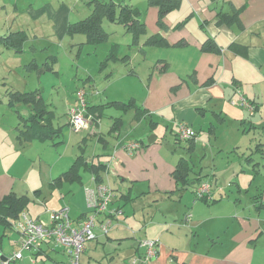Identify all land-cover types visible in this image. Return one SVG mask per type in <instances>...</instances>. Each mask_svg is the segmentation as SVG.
Instances as JSON below:
<instances>
[{
    "label": "crops",
    "instance_id": "crops-1",
    "mask_svg": "<svg viewBox=\"0 0 264 264\" xmlns=\"http://www.w3.org/2000/svg\"><path fill=\"white\" fill-rule=\"evenodd\" d=\"M112 1L136 9L139 12L138 19L145 22L141 17L140 7L132 0ZM83 3L86 4L82 5ZM145 4L148 5V0ZM93 5L92 0L86 2L27 0L22 8H19V0H3L2 6L11 7V14L15 17L20 14V17L12 21L7 33L0 32V36L18 31H23L27 36L19 53L8 50L11 54L7 55V69L8 71L16 69L17 76L29 74L27 79L23 77L24 84L18 81L22 83L20 87L24 88L7 86L4 82L3 85L6 87L4 98L8 91L28 92L33 89L31 87H35V91L42 97L40 92L43 91L44 86L41 80L47 72H53V62L55 58L58 59L52 54L49 43L62 40L66 36L75 39L74 35H77L82 36L80 38L83 40L80 41L84 42L79 45H85L84 34L68 35L67 28L69 24L86 18L91 13ZM183 6L188 11V15L179 16L182 17L179 21L181 22L179 29L158 31L149 35L159 34L169 45L166 48L149 47V53L155 54L152 58L154 63L147 61L148 47L140 43L145 36L134 40L124 26L106 21L124 28L123 31L130 37L131 41L128 43L132 48H129L130 53L118 55L115 52L118 53L121 45L112 42L105 50L107 52L103 51V56L96 59L98 72L102 73L108 69L109 62L121 61L124 66L128 64L129 68H118L112 72L109 69L103 73L101 80L105 89L104 99L107 101H102L100 97L103 93L94 90L91 83L86 87L84 93L89 107L87 115L91 118L93 116L94 120H89L83 129L102 145L100 151L94 149L93 156L86 159L88 163L93 161L105 163L103 181L113 190L111 207L120 209L122 215L112 220L106 235L95 230L97 238L84 244L85 249L80 256V264H106L102 256L109 257L111 262L119 251L120 260L116 264H264V137L262 140L259 139L260 135H264V0H190ZM184 7L181 1L176 10L182 11ZM242 7L245 8L238 15L241 27L235 22L220 23L221 18L224 21ZM151 8H154L151 9V13L156 22L158 9L152 6ZM171 13L174 12L168 13L164 18ZM164 18L165 26L173 28L174 24ZM150 20L152 21V18ZM189 20L194 21V32L185 29ZM41 22H44L42 27ZM103 30L106 34L105 41L90 44L91 47L108 42L111 34L105 28ZM208 41L215 45V49L211 45V49L214 50L202 51V47ZM178 43H182L183 46L175 47L174 45ZM0 46L2 47L1 44ZM112 53L117 55L116 59L101 65ZM11 58L15 62L14 67L10 63ZM114 84L125 86L124 94L128 93L127 97H129L126 101L121 102L116 98V95L122 94L123 91H112ZM237 91L253 105L252 112L245 107L232 104L239 99ZM73 96L76 103L75 94ZM3 100L0 97V104L4 103ZM130 101H133L134 108H129L125 112L120 105H110ZM23 107L30 110L26 105L16 104L14 112L25 117L19 113V109ZM101 108L110 110L106 118ZM128 121L130 126L135 124L133 132L125 130ZM161 121L164 122L166 131L171 127L170 132L173 137H176L178 123L189 125L196 133L192 150L190 151L189 144L184 142L185 146L180 151L173 152V148H170L173 153L164 158L161 141L167 134L166 132L162 134L159 129ZM113 123L119 124L115 132H112ZM21 124L15 128L11 127L15 135H10L5 123L0 127L2 137L0 138V198L10 191L29 195V187L24 194L19 183L22 178H28L33 168L27 167L23 170L24 173L15 174L12 169L20 160L14 155L6 161L7 155L19 149L27 152L37 146L34 145L35 142L37 144L51 142L27 141L20 133L23 130ZM139 129H143L142 137L146 135L145 130L148 131L150 140L147 143L135 133ZM250 134L253 135L251 136L253 142L241 144ZM226 135L234 137L235 142L232 143L234 147L240 148L245 145V151L250 150V153L253 151L257 153L259 151L257 146L261 144L262 151L257 154L262 156V159L256 161L252 157V160L248 161L247 156L243 154L244 162L239 159L237 163L229 160L228 157L224 160V153L230 147L217 146L216 155L209 158L215 163L220 157L222 165L209 163L205 157L202 161L209 164L206 170L198 172L201 173V179L197 184L192 181L188 186L178 187L172 172L181 155L188 154V159L191 161L196 148L206 153L207 148L203 147L204 143H210L211 140ZM160 137H162L161 141ZM157 141L159 143H156ZM128 142L139 143L138 150L133 154L123 149L124 144ZM254 142L256 145L252 147ZM247 170L250 171L249 180L242 179L241 183L236 182L243 176L247 177L244 174ZM253 172L261 179L260 183L256 182L255 185L253 181L256 176ZM50 179L52 176L49 177ZM82 181L85 179L82 178ZM86 181L91 187L94 185L91 174ZM203 181L210 184L212 202L205 203L196 200L194 196V188ZM68 185L70 193L73 184ZM36 187L37 183L33 186L34 195L37 197L41 195V190ZM228 187L234 190L229 192ZM250 187L252 193L249 192ZM59 190L55 191V196L63 198ZM79 191L84 193L83 199L86 203L84 190ZM248 192L250 193L248 199L241 196ZM232 193L237 195H230ZM47 205L49 209L45 208L44 212L49 216L48 219L52 211L64 207L59 202V197L52 198ZM65 207L68 208L69 218L74 223L81 221L88 212L87 203V210L82 206L79 212L70 211L68 206ZM71 212L74 218H71ZM27 213L35 220H40L42 215L44 216V214L32 215L29 206ZM186 214H190L191 217L183 222ZM11 231L16 235L10 233L9 229H2L1 234L7 237V242L4 245V238L2 239L0 264L18 249V235L14 227H11ZM145 239L157 241L156 259L147 263H143L145 252L140 244ZM98 255H101V258H97ZM47 260L53 261L54 264H62L66 259L60 251L48 248V252L39 254L35 258L33 252L23 251L22 259L14 263L46 264Z\"/></svg>",
    "mask_w": 264,
    "mask_h": 264
},
{
    "label": "rangeland",
    "instance_id": "rangeland-1",
    "mask_svg": "<svg viewBox=\"0 0 264 264\" xmlns=\"http://www.w3.org/2000/svg\"><path fill=\"white\" fill-rule=\"evenodd\" d=\"M26 1L27 0H19L18 7L22 8V5ZM54 1L56 2V0ZM72 1L74 2V0ZM86 1L87 0H84V2ZM145 1L146 0H132L134 4L140 7L141 17L144 18L146 22L145 29L147 32H146V35H144L145 39L144 38L141 39V42H140L141 44L147 39V37L150 34H153V32H158V31L166 32V31H169L170 29L172 31H175L179 29V27L177 26L181 24V22L179 21L182 18L179 16L183 14V16L187 17L188 15V11L185 10V7L183 5H185V3L189 2L190 0H180L182 1V7H184L183 10L182 11L174 10L172 11L174 13H171L166 18H164L166 20L171 21L174 24L173 28L166 27L164 24V20L160 21L157 18L155 22V17H153L151 13L152 11L151 9H154V8H151V6L145 4ZM34 2H36V0H34ZM2 4H3V0H0V32L7 33V28L10 26L12 21H14V19H18L20 17V14H18L16 17L15 15L13 16L11 14V7L6 8V7H3ZM84 4L86 3H83L82 5ZM150 18H152V21L150 20ZM26 19L28 20L27 17ZM42 24H44V22L40 23L41 27H42ZM103 28H105L107 32L111 34L110 39L108 40V42L100 44L97 47H91L90 45H79L81 42L82 43L84 42L80 41V40H83L82 38H80L82 36L79 37L77 35H74L75 39H73V37L66 36L62 40H56V41L54 40L49 43V48L52 54H55L54 56H57L58 59L55 58V61L53 62V69H52L53 72L49 71L47 72L45 76H43L41 82L44 88H43V91L40 92V94L42 95L43 101L46 105V110L52 112L53 114L51 119H49V123L51 124V127L54 129H60L61 131L60 132L61 136L59 137V139L55 141H61L62 144L54 145L53 144L54 142L53 143L48 142L49 144H46V142L43 144H37V142H35L34 145H37V146H35L33 149L28 150V151L26 150L27 152H25L19 149V147H17V149L19 150L14 152L13 154L7 155V158L5 159L6 161H9L10 158H13L15 155V158L19 159L20 162L23 163V164H20L19 162L15 167H13L12 171L15 174L24 173L23 170L26 169L27 167L33 168L32 171L28 174V178L27 177L22 178L19 185L21 186V189L23 190L24 194L27 190V187H29L28 197L30 198V201H31L29 204L30 213L32 215L44 214V216L42 215L41 219L39 220L41 222H47L49 220L48 219L49 216L44 212V209L45 208L49 209L47 202H49V200H51L52 198L54 199V198L59 197V202H61L64 205V207L68 206L70 211L74 210L75 212H79L82 206H84L85 210H87L85 200L83 199L84 193L79 191L80 189H82L85 192L86 189H89L91 187L90 185H88V181H86L90 177V174L87 173V171L85 172L81 171V176L82 178L85 179V181H82L81 184H78V183L73 184L72 190L70 193L68 192L69 185L67 183L63 184L64 186L62 185L63 188L60 190L59 188L53 189L50 186V184L53 181V179H55L59 174H61V172H66V170H68L71 167V165L74 163L76 156L79 153L82 154L84 157L89 158L93 156L94 149H97V151H100L102 147L101 144H98L97 139L89 135V133L84 131V129L80 130L79 132H75L70 126L67 125L68 124L67 113L71 108L77 105V102L74 103V96H73L75 94V100H76L77 89L79 91H84L86 90V87L91 83L94 90L100 93H103L101 94V97H100L102 101L103 102L107 101L106 99H104L105 89L103 86L104 83L101 80V78H103L104 76L103 73L107 72L109 69L112 72L113 70L116 71L118 68H121V69L129 68L128 64L124 66V63H122L121 61L109 62L108 69H106L105 71H102V73L98 72L99 67H98V63L96 59H98L99 56H103L102 55L103 51H105L108 48V46L111 45L112 42H115L121 45L118 48V53L115 52L118 55L120 54L123 55L126 52L130 53L129 48L131 47L129 46V43H128L129 41H131L130 37L127 36L125 31H123L124 28L122 26L118 24L107 23L106 21H104ZM44 29L46 30L45 27ZM185 29H187L190 32H194V21L189 20L188 25L185 27ZM156 35L160 36L159 34H156ZM126 37L128 38V40H126ZM149 49L150 48L148 47L147 61L150 60L151 63H154V61L152 62V58L155 54L151 55L149 53L150 51ZM10 54L11 52H9L7 49L5 50V48L0 46V97L4 99L3 100L4 103L0 104V109H1L0 127H3L5 123V126L9 128L10 135L11 134L15 135L12 128H15L19 124H21L22 120L19 118V114L14 112V107H10L9 105H7L8 98H4L6 87L5 85H3V83L6 82L7 86L14 85V86H17V88H24V87H20L22 86V83L24 84L23 77L27 79L29 77V74H22V75L17 76L16 71H15L16 69H12L11 71H8L7 69L8 60L6 59H7V55H10ZM10 63L13 64L12 65L13 67L15 66V62L13 58H11ZM173 66L175 67L176 65H173ZM18 81H21L22 83ZM31 88H33L31 89V91L36 90L35 87H31ZM123 88H125V86H123L122 84H114L112 86V91L114 90L123 91ZM138 94L139 93L136 91V95ZM127 95L128 93L124 94V91H123L122 94L116 95L117 96L116 98L120 99L119 101L123 102V100L126 101L129 98L127 97ZM17 108H20V107H17ZM101 109L102 111H104L103 115L106 118V114L108 115L110 110L109 109L104 110V108H101ZM19 113L23 114L25 117H28L30 114V110L27 107H23L21 110L19 109ZM23 124H21V128ZM126 125L127 127L125 130L127 131L130 130L131 132L134 131L133 128L135 124H132L130 126L129 121H128L126 122ZM164 127H165V124L163 121H161V125L159 129L162 134L163 133L165 134V132L167 134L166 137H164L163 141H161L162 137H160L159 139L162 142V149H163L162 151H163V154L165 155L164 156L165 158L167 156H170V154H172L175 151H180V149L183 148L185 144L183 142L176 143L174 140L175 137H173L172 132H170L171 127L170 128L168 127L169 130L167 131ZM142 132H143V129L141 130L139 129L138 131H135V133H138L139 136L142 135ZM145 134L146 135L143 137L141 136V138L143 139L145 143H147L150 140L148 138L149 134L147 130H145ZM230 136L231 137L227 135L220 136L218 137L217 140L213 139L211 140L210 143H207V144L204 143L203 147L207 148L206 153L202 150H199V148H196V151L192 155L193 157L191 158V161H190V166L194 169V171L199 172V171L206 170L208 164L211 162V159L209 158V156L211 157V156L216 155L215 152L218 149L217 146L230 147L224 153V156H223L224 160L228 157L229 160H233L237 162L239 159H242L241 161L244 162L243 154L247 156L250 153V150L245 151V145H243V147H240V148L234 147L235 145H232V143L235 142L233 139L234 137L232 135ZM251 136L253 135L250 134V136L246 140H243V143L241 142V144H244L245 142H249V143L253 142V140L251 139L252 138ZM260 137L259 139L262 140L263 139L262 137H264V135H260ZM0 138L2 137L0 136ZM47 141H50V140H47ZM156 143H159V142L157 141ZM255 145L256 143L254 142L252 147H254ZM170 148H173V152L170 150ZM205 157H206V161L209 163H205L202 161ZM252 157L256 161H260L262 159V156H260L259 154H256L255 152L254 153L252 152ZM221 162L222 161L220 160V157H219L218 159L215 160V163H212V162L211 163L220 166L222 165ZM244 174L247 175V177L243 176L241 177L240 180L236 182L241 183L242 179H245L248 181L250 178V171L247 170L244 172ZM253 174L255 175V172H253ZM50 176H52V179L49 180ZM254 178H255V180L253 181L254 185L256 184V182L260 183L261 179L259 177L256 176ZM36 183H37L36 188L41 190V195L37 197L34 195V192H33V190H35L33 186ZM251 187L249 188V192L252 193ZM228 188H229L228 189L229 192L230 190H234V188H231V187H228ZM58 190L59 192L62 193L63 198L60 196H55V191L58 192ZM249 192L248 194H242L241 196H244L245 198L248 199L249 198L248 196L250 195ZM189 193H191V191H189ZM230 195L235 196L237 194L232 193ZM70 215H71V218L75 217L72 212ZM1 233H2V229L0 228V234ZM10 233L16 235L11 230H10ZM6 242H7V237H4L3 244L5 245ZM54 250H58V249H54ZM102 253L104 254L103 251ZM120 253L121 252L119 251V253L115 256L114 260L111 262H109V257L107 256L106 257L102 256V258L104 259L106 264L107 263L116 264L117 261L120 260L118 259V256ZM97 258H101V255H98ZM46 264H54V263L53 261L47 260Z\"/></svg>",
    "mask_w": 264,
    "mask_h": 264
},
{
    "label": "trees",
    "instance_id": "trees-1",
    "mask_svg": "<svg viewBox=\"0 0 264 264\" xmlns=\"http://www.w3.org/2000/svg\"><path fill=\"white\" fill-rule=\"evenodd\" d=\"M92 2H94L93 9L91 10V13H89V15L86 18L80 20L79 22L71 23L68 25V28H67L68 35L84 34L86 37L85 45L86 44L94 45V44L102 43L105 41L104 39L106 38V34L104 33V30L102 28V22L104 20L108 22H112V23L121 24L122 26H124L126 31L132 35L134 40H138L139 37L146 35L147 31L145 29V24L144 22L138 19L139 12L136 9L125 5L124 3L116 4L112 0H92ZM180 3H181L180 0H148L149 6L156 7L158 9V20L160 21L163 20V18L168 13L172 12L173 10H176L180 6ZM244 8L245 7L235 10L234 14L230 15L229 18L225 19L224 21L221 18L220 23L228 22L229 24H232L233 22H235L239 27H241V24L238 21V15L242 12ZM180 26L181 25L177 27H180ZM26 37L27 36L23 31L12 32L4 36L1 35L0 44L2 45L3 48L7 50H12L16 53H19L21 51L23 42L26 40ZM210 42L211 41H208L204 44V46L202 47V51L211 52V50L215 49V45L213 46V44H210ZM143 44L144 46L155 47V48L169 47L167 41L164 38L157 36V35L148 36L147 39L143 42ZM211 45L214 47V49H211ZM174 46L179 47L183 45L182 43H178V44H175ZM116 57H117L116 54H113V53L109 54V56L106 58V60L101 65H104L107 62L116 59ZM28 66H32V65H28ZM237 93L239 92L237 91ZM37 94H38L37 91H28V92L8 91L6 93V98H8V105L10 107H15L16 104H22L30 108V114L28 117H23L22 115L19 116V118L23 120V123H24L22 125L23 130L20 131V133L22 137L25 138L27 141L50 140L52 143L54 142L53 143L54 145L60 144L61 141H55V140L59 139V137L61 136V133H60L61 131L60 129H54L51 127V124L49 123V119H51L53 114L52 112L46 110V105L44 104L42 97L39 94L37 96ZM110 105H115V106L120 105L123 112L127 111V109L129 108H134L133 101H130L128 103H122V104L114 103ZM88 108L89 107L87 104V111H88ZM87 114H89V112ZM216 116L219 117V115H216ZM91 120L92 121L94 120L93 116ZM117 124L114 125L113 123L112 132L113 131L115 132V130L118 129L119 124L118 125ZM67 125L70 126L69 122ZM195 136H196V133H195ZM194 140L195 138H193L190 141H182V140H179L177 135L175 137L176 143L178 142L188 143L189 144L188 149H190V151L194 147ZM257 147L259 150L257 151V153H260L262 151V145L259 144ZM187 155L188 154L181 155V158L179 159L178 163L176 164L174 168V171L172 172V177L176 185L181 188L188 186L190 182L192 181H194L197 184V182L201 179V173L193 172V168L190 166V159H188ZM246 159L248 161H251L252 153H249ZM81 171L82 172L87 171L93 177L94 185L90 187L89 189H93L98 185H105L110 188L112 197L110 199L108 208L113 209L111 207V201L113 198V190L107 182L103 181V177H104L103 174L105 173V163H101L97 161L88 163L86 157H84L80 153L76 156L74 163L71 165V167L68 170H66V172L61 173L57 178H55L51 182L50 186L53 189H56V188L62 187V185L66 183L67 184H75V183L80 184L82 183ZM210 195H211V192L209 188V193L203 198L199 199V201L208 203L209 201H211ZM194 196H195V193H194ZM30 202H31L30 198L27 195L17 194L13 191H10L7 195L1 197L0 198V227L3 230H7V229L11 230V227H13L15 222L21 218L22 213H26L29 216V214L27 213V208ZM114 209H118V208H114ZM90 212L91 210L90 208H88V212L84 215V217L87 216ZM104 215L100 217L98 216L97 222L103 220L105 218ZM187 215H190V214H186L185 216ZM114 218H117V217L111 216V221ZM186 221L187 220H185V217H184L183 222H186ZM3 238L4 236L3 234H1L0 235V246H1ZM154 242L156 243V246H157V241H154ZM45 252H48V248L46 246L42 247L41 251L34 253V258L39 254H44ZM144 252H145V249H144ZM144 256H145V253H144ZM16 261H19V260L7 262L6 264H15L14 262ZM143 263H145L144 257H143Z\"/></svg>",
    "mask_w": 264,
    "mask_h": 264
},
{
    "label": "built area",
    "instance_id": "built-area-1",
    "mask_svg": "<svg viewBox=\"0 0 264 264\" xmlns=\"http://www.w3.org/2000/svg\"><path fill=\"white\" fill-rule=\"evenodd\" d=\"M77 105L71 108L67 113V119L70 127L79 132L91 120L87 115V103L84 91L76 92ZM253 111L252 105L239 95L237 102H232ZM177 137L182 141H190L195 138L192 128L185 123H178ZM139 148V143L128 142L124 144L123 149L133 154ZM210 185L207 181L200 182L195 188L196 199L199 200L209 193ZM86 203L91 212L78 223H74L69 218L67 207L50 213V219L47 222H41L29 217L26 213L21 214V218L13 225L17 235L18 249L11 253L2 264L22 259L23 251H32L33 253L41 251L46 246L51 249H58L65 257L62 264H80V256L85 249V243L97 238L95 230L102 235H106L112 224L111 216L118 217L122 214L119 209H109L108 205L112 197L108 186L98 185L93 189L85 191ZM106 214V215H104ZM104 219L97 222L98 216ZM190 215L185 216V220L190 219ZM141 246L145 249L144 262H151L156 259L157 246L153 240H143Z\"/></svg>",
    "mask_w": 264,
    "mask_h": 264
}]
</instances>
